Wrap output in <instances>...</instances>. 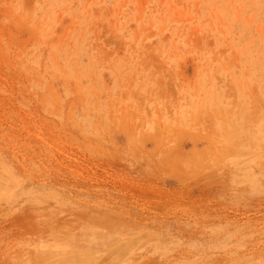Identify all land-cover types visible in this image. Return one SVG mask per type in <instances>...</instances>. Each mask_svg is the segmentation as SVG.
<instances>
[{"label": "rangeland", "instance_id": "1", "mask_svg": "<svg viewBox=\"0 0 264 264\" xmlns=\"http://www.w3.org/2000/svg\"><path fill=\"white\" fill-rule=\"evenodd\" d=\"M0 264H264V0H0Z\"/></svg>", "mask_w": 264, "mask_h": 264}]
</instances>
